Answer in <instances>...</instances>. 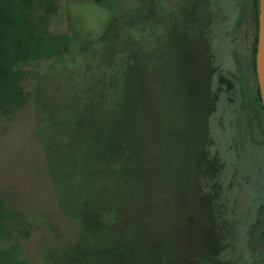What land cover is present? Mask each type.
Masks as SVG:
<instances>
[{"label": "rangeland", "instance_id": "rangeland-1", "mask_svg": "<svg viewBox=\"0 0 264 264\" xmlns=\"http://www.w3.org/2000/svg\"><path fill=\"white\" fill-rule=\"evenodd\" d=\"M40 1L23 28L57 49L0 112V264H264L251 0Z\"/></svg>", "mask_w": 264, "mask_h": 264}, {"label": "trees", "instance_id": "trees-1", "mask_svg": "<svg viewBox=\"0 0 264 264\" xmlns=\"http://www.w3.org/2000/svg\"><path fill=\"white\" fill-rule=\"evenodd\" d=\"M97 4H101L104 0H92ZM259 0H251L254 12V37L252 42V57L251 64L255 74V50L257 42V15ZM40 0H0V112L6 113L13 105H15L21 97V89L18 83L19 74L17 66L24 63L28 58L42 56L41 49H50L51 52H56L57 45H43L41 40L37 41L34 38L35 33H27L23 28V22L38 5ZM34 38V39H33ZM38 43L40 47L38 48ZM52 43H57L53 41ZM40 51V53H39ZM48 51V52H49ZM253 99L261 107L264 112V107L261 104L259 89L256 84ZM3 203L0 202V232L3 231L2 225L4 220ZM264 232V231H263ZM15 247L10 246L0 252V256L8 262L10 256L14 253ZM10 254V255H9Z\"/></svg>", "mask_w": 264, "mask_h": 264}, {"label": "water", "instance_id": "water-1", "mask_svg": "<svg viewBox=\"0 0 264 264\" xmlns=\"http://www.w3.org/2000/svg\"><path fill=\"white\" fill-rule=\"evenodd\" d=\"M257 42L255 50V76L261 104L264 107V0L258 1Z\"/></svg>", "mask_w": 264, "mask_h": 264}, {"label": "flooded vegetation", "instance_id": "flooded-vegetation-1", "mask_svg": "<svg viewBox=\"0 0 264 264\" xmlns=\"http://www.w3.org/2000/svg\"><path fill=\"white\" fill-rule=\"evenodd\" d=\"M257 84V83H256Z\"/></svg>", "mask_w": 264, "mask_h": 264}]
</instances>
